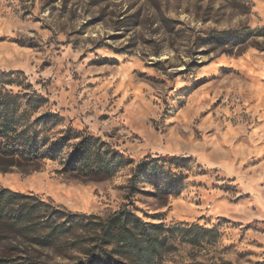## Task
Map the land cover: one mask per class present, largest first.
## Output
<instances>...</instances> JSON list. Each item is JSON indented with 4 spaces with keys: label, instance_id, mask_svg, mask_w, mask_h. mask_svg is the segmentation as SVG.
Wrapping results in <instances>:
<instances>
[{
    "label": "rangeland",
    "instance_id": "374dc122",
    "mask_svg": "<svg viewBox=\"0 0 264 264\" xmlns=\"http://www.w3.org/2000/svg\"><path fill=\"white\" fill-rule=\"evenodd\" d=\"M0 72L48 100L51 135L131 161L109 177L1 164L0 191L101 220L127 206L164 225L159 264H264V0H0ZM157 158L179 159L177 197L133 186ZM33 227L0 228V264L86 263L80 230L43 246Z\"/></svg>",
    "mask_w": 264,
    "mask_h": 264
},
{
    "label": "trees",
    "instance_id": "16d2710c",
    "mask_svg": "<svg viewBox=\"0 0 264 264\" xmlns=\"http://www.w3.org/2000/svg\"><path fill=\"white\" fill-rule=\"evenodd\" d=\"M47 106L48 100L31 89L23 74L0 72V165L34 166L59 160L62 163L59 173L63 175L109 177L131 162L97 146V140L89 134L73 143L70 133L51 135L60 118ZM65 150L70 151L64 153ZM178 161V158H157L140 162L133 170V186L142 176L152 177L157 194L177 197L182 190V168L177 166ZM32 226L35 232H40L34 239L43 246L57 243L73 229L80 230V237L87 238L85 264H159L164 250L161 238L164 225L144 221L127 206L101 220L71 215L36 196L1 190L0 228L27 236ZM200 232L204 234L207 230Z\"/></svg>",
    "mask_w": 264,
    "mask_h": 264
}]
</instances>
